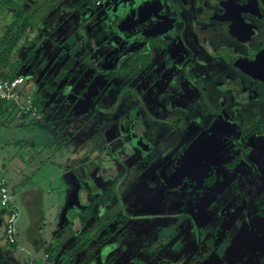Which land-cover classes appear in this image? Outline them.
I'll list each match as a JSON object with an SVG mask.
<instances>
[{"label": "flooded vegetation", "instance_id": "obj_1", "mask_svg": "<svg viewBox=\"0 0 264 264\" xmlns=\"http://www.w3.org/2000/svg\"><path fill=\"white\" fill-rule=\"evenodd\" d=\"M104 3L100 8H89L98 12L104 8ZM123 5V14H110L120 20L121 28L125 29L123 37L128 40L133 37L138 44L134 51L122 57V61L125 58L127 61L120 62L118 77L129 71L128 63L132 61L136 76L131 81H136L138 86L129 88L130 80L121 86L124 94L131 96L129 90L137 98L138 105L123 117L124 121L120 119V129L125 138L134 133L131 136L134 137L133 143L128 142L136 150V161H144L143 170L133 178L140 179L134 188V199L148 187L152 189L145 196L148 203L158 204L161 196H168L165 216L196 213L199 217L196 228L206 235L204 244L199 247L208 249L207 257L214 253L213 248L218 251L223 247L227 249L239 231L244 232L247 234L244 243L253 241L254 253L259 255L258 261L252 264H264V223L259 224L264 220V201L250 195L249 198L257 205L251 215L248 203L238 189L244 179L248 183L255 177H264V168L259 165L264 161V149L258 140L264 137V125L257 123L253 127H245L243 118V114L252 116L245 106L252 92L248 82L257 80L264 84V71L261 70L264 59L254 57V50L260 51L258 46L255 49L249 46L257 30L248 19L249 14L259 15L264 0H133L129 7ZM152 16L159 21L147 23ZM133 28L135 31L130 34ZM218 35H227L232 41L216 47L211 40ZM130 44L131 41L127 43ZM236 44L241 50L233 47ZM146 74L150 75L147 81ZM112 79L108 78L109 85H113ZM220 84L225 88H220ZM142 85L148 87L156 101L151 112L145 110L141 99L144 95ZM165 102L167 105L171 103L168 109L164 107ZM140 115L157 121L151 122L150 128L145 123L134 124V118ZM172 116L176 117L171 126L167 120ZM157 122V132L152 133V137L148 134L144 137V132L155 128ZM165 123L167 130L163 129ZM120 158L124 159L120 165L125 171L136 164L128 167L126 159ZM175 159L181 160V167L167 171L165 176L170 182L176 176V180L183 184L182 190L165 188L155 196L157 186L151 183L150 177ZM123 170H117L118 174L111 170L112 175L107 179L109 184L100 194L114 187L115 198L119 197L125 182L121 184L125 178ZM93 187L97 189L95 185ZM257 191L253 190L254 193ZM93 193V203L90 201L85 211L92 210L94 204L101 200L96 192ZM143 205L137 203L136 206L142 210ZM164 219L148 217L152 222L148 237L139 235L141 242L150 241L151 245L144 252L148 260L157 256V250L151 252L153 246L168 242L167 236L158 240ZM195 246L198 248V243ZM227 253L231 255L233 251L229 249ZM191 256L198 259L193 252Z\"/></svg>", "mask_w": 264, "mask_h": 264}, {"label": "rangeland", "instance_id": "obj_2", "mask_svg": "<svg viewBox=\"0 0 264 264\" xmlns=\"http://www.w3.org/2000/svg\"><path fill=\"white\" fill-rule=\"evenodd\" d=\"M86 3L83 0L82 4L85 7V11L83 10L82 12L77 9L76 14H83V17L85 15L87 17L91 16L92 23L88 19L84 23L85 25L83 24L87 26V32L91 31V35L89 33L86 34V43L83 45L84 48L78 55L77 60L73 62V69L69 71L65 80H62V78L63 75L68 73L66 63L63 64L60 70L57 69L55 71H60L62 75L57 81L60 84L51 86L56 91L49 98L47 96L50 93L47 91V88L50 86L46 88L45 84L48 80L51 81L52 76L50 75L51 77L49 76L50 78L46 79L43 76L44 72L41 71L38 82H36L38 85L42 84L37 89L44 96V99H46L41 119V121L47 124L46 133L43 134L37 125L28 128L19 127V120L15 118L8 120L6 125L2 123L3 126H0L2 128L4 127L3 129L0 128V142L3 141L9 148L11 146H8V144L11 143L20 146L19 149L12 147V150H7L9 153L14 152V156L5 162L8 165L14 164L21 157L19 153L26 145L28 150L25 159L28 158V160H31L30 162L28 161L25 171L17 178L12 177L10 174L8 175L7 170L3 168L4 163L0 161V177L6 178L9 189L14 194V201L21 213L17 223L21 249H14L11 246H7L6 251L1 254L3 257L0 258V264H23L29 255L28 252H36L33 244L35 234L38 235L45 246L50 245L53 241L56 244L62 243L66 238L71 236L76 224L85 223L90 218L92 219L89 220V224L99 221L101 225V229L91 232L93 233L92 236L100 233L102 230L111 233L110 236L112 234L116 235L120 231H115L114 229L117 226L120 229L122 223L121 218L117 219L118 216H124L128 219L136 217L143 222H147L148 217L149 219L153 216L163 217L165 218L163 222L164 227H162L163 230L160 232L161 234H159L158 240H163L166 236L168 239V242L165 244L161 243L159 247L157 245L152 247L151 252L157 250L156 258L140 262L135 257H131L124 259L125 261L122 264H130L131 260L133 261L132 264L256 263L259 255L254 253L255 243L252 241L251 244H245L244 239L247 237V234L241 231L234 237L235 239L232 240L231 245L227 249L223 247L218 251L213 248L214 253L210 252L211 256L207 257L205 253L208 252L206 251L208 249L199 247L200 244H204L206 235L203 231L196 228L197 224H199L198 215L196 213H189L188 216L187 214L165 216L166 209L164 206L166 201L168 203V196L164 198L161 196L158 204L153 205L152 202L148 203L145 196L152 190L148 187L139 194L138 198L126 204H123L120 198H114L111 202H107L105 198H102L101 201L104 203L103 208L107 210L105 212V210L100 209V202L94 204L95 209L93 212L97 209L100 213L99 216L89 212L81 214V210L84 208L87 209L83 201L85 200V195L83 189H81V181H84L85 185L90 188L87 194L93 191V184L88 179L87 174H85L83 164H86L87 161L88 163L92 161L94 166L97 163L105 164L104 167L108 169L106 170L109 172L108 175H112V169L114 174H118L117 170L124 169L120 165L123 159L120 157L126 159V165L128 167L136 163L128 171L123 170V177L125 178L121 181L122 184L125 180L127 181L137 177L141 173V170H143L144 163L143 160L140 163L136 161V150H133L130 144L134 141V137H131L134 133L127 136L129 138H125L121 135L122 130L120 129V119L125 117V115L130 113L132 108L134 109L138 105H136L137 98L129 90L127 91L131 96L124 94L121 86V84H125L129 80L131 81L136 76V71L131 66L132 61L128 63L131 67L128 72H123L120 78L112 79L114 86L108 84L107 78L108 74L114 69L118 68L120 70L122 57L127 56L128 52L134 51L138 46L135 43L137 40H134L133 37L130 40L123 37L125 29L121 28L120 20L110 14L117 12L120 16L125 11L123 4L129 7L130 2L129 0H105L104 8L98 12L91 10V8L88 9L85 6L87 5ZM83 17L78 16V19ZM245 18L248 17L245 16ZM85 19L83 18V21ZM248 19L254 24L257 30V34L251 38L249 46L253 49L258 46L260 51L257 52L254 50L256 53L254 57L257 56L256 58L264 59V46H261L264 44V6H261L258 16L249 14ZM158 21L157 18L152 16L147 23L154 24ZM134 31L135 28L131 29L129 33L131 34ZM229 40L230 38L227 35H218L211 40V43L218 47L222 46V44L227 45ZM129 41H131V44L127 45ZM233 47L241 50L239 49L241 47L237 44L236 46L233 45ZM244 50H246L245 47ZM126 61L125 58L122 62L125 63ZM145 77L147 81L150 75L146 74ZM52 83L55 82L53 81ZM248 84H251L250 89L252 92L248 99L249 102L245 106L252 113V116L250 115L248 117V114H243L245 127H253L257 123L264 125V84L257 80H252ZM137 86L136 81L128 83V87L131 89ZM220 86L222 89L225 88L223 84H220ZM139 88L136 90L137 93L139 92ZM198 88L200 89V85ZM141 90L144 91L141 99L145 104V110L147 109L149 112L153 111L156 101L152 98L150 90L146 86L143 87V85L141 86ZM165 105L164 107L168 109L171 103L167 105V102H165ZM175 117H170L167 120V124L172 126ZM153 121L157 120L146 115H140L134 118V124L140 125L145 123L148 128H150V124ZM156 124L158 122L155 123V128L148 129L144 132V137L146 134L152 137V133L155 134L157 132ZM165 126L167 127L166 123L163 125V129L167 130ZM39 135H42V137H38ZM40 138H43L44 144L46 145L49 141L51 142L48 147L42 148L41 151H39L40 147L38 144L42 143ZM30 140L38 144L36 149H33V143ZM258 140L261 142L259 145L263 146L264 149V137L258 138ZM121 149H124V151ZM98 152L100 155H98ZM1 154L3 152L0 149ZM107 159H110L111 162ZM180 161L175 159L161 170L162 172H155L150 177L151 183L157 186L155 196L162 193L160 190L165 188L168 190L172 187H178V192L182 190L183 184L179 179L178 181L176 180V176L172 177L173 182L166 180L167 177L165 176L167 171L170 172L171 170L174 171L180 168ZM117 162L119 163L118 165H113V163ZM259 165L261 168H264V161H261ZM86 168L88 169L89 167L87 166ZM104 183L103 185L105 186L109 184L108 182ZM248 183L244 179L242 184L238 185V189L244 200L248 203V213L252 215L256 211L257 205L249 197L253 194L254 197L256 196V200L264 201V177H255V179H252ZM250 186L253 188H250ZM253 190L258 191L254 193ZM92 194L94 193L92 192ZM32 198L35 199L31 200ZM73 200L76 203L72 205L71 209L76 213L78 212V217L75 221L70 220L67 212L65 217L63 215L64 208ZM91 200L92 198H89L88 202L90 203ZM137 203L144 204V208L139 210L136 206ZM63 221L66 226H61L60 222ZM194 221L196 222V226ZM261 223L263 224L264 220L259 222L260 225ZM147 231L149 232V230ZM92 236L89 235L90 238ZM196 243H198V248L195 246ZM116 245L120 246V241L116 242L111 240L104 247L105 251L103 253L108 255L109 259L112 258L111 256L115 251ZM229 249L233 251L231 255L227 253ZM159 252L164 253L159 254ZM192 252L197 255L196 258L198 259L191 256ZM71 264H74V262Z\"/></svg>", "mask_w": 264, "mask_h": 264}, {"label": "crops", "instance_id": "obj_3", "mask_svg": "<svg viewBox=\"0 0 264 264\" xmlns=\"http://www.w3.org/2000/svg\"><path fill=\"white\" fill-rule=\"evenodd\" d=\"M16 3H18L22 8L29 12L36 11L37 13V19L35 27H30L26 35L22 38V40L18 43L16 48L13 50V53L10 57L8 65L5 67L6 71L9 72L11 70H18L19 69V75L25 78V87H24V94L27 96L33 97L35 100H37L40 103V110L38 111V114L36 116L32 117H23V115L18 114V109L16 107H13L11 110H3L0 113V126H3L7 124L8 120L15 118L19 120V127L28 128L33 126H38L40 128V131L43 132V134L46 133V126L47 124L41 121L42 119V111L44 108V105L46 103V99H44V96L39 93V88L41 85H38V77L41 73V71L44 72L45 78H50L51 81L48 80V82L45 84L46 88L48 86H57L60 84L58 83L59 77L62 75V73L55 72L57 69L60 70L62 68L63 64L66 63L68 73L63 75L62 80H65L67 75L69 74V71L73 69L74 65L73 62L77 60L78 55L83 50V45L86 43V34L89 33L91 35V31L87 32L86 27L84 26L85 22L90 19L92 23L91 16L83 17V14H76L77 9L83 12V0H13ZM130 3H133V0H129ZM86 6V5H85ZM85 11V10H84ZM45 16V18H43ZM78 16H81L83 18H86L85 21H83V18L78 19ZM14 22V11L8 10L6 12L0 11V34L2 32L3 26H9ZM84 24V25H83ZM82 31V32H81ZM70 41V44H69ZM35 50V57L30 60H25L26 55L29 51ZM74 59V60H73ZM75 64V63H74ZM52 73V74H51ZM51 75V76H50ZM50 76V77H49ZM70 77V76H69ZM55 83H52V82ZM63 82V81H62ZM52 83V84H51ZM70 83V82H69ZM44 84V82H43ZM38 88V89H37ZM48 89V88H47ZM46 89V90H47ZM49 93L48 98L55 93L56 89L53 91L47 90ZM60 94V93H59ZM21 121V122H20ZM3 129L2 127H0ZM38 137H42V135H39ZM42 143H38L40 150L42 148H46L50 145L49 143L46 145L44 144L43 138H40ZM33 143V149L37 148V145L35 142L30 140ZM8 146L14 147L15 149H19V145L15 143L8 144ZM24 146L19 154H21V157L16 160L14 164L8 165L7 159H11L12 156H14V152H8L7 150H12L11 148L7 147L5 143L2 141L0 142V149L3 152V154L0 155V161L3 164V168L7 170V174L11 175L14 178H17L19 175H21L27 166L28 158L25 159L26 152L28 148ZM25 149V150H24ZM38 150V149H37ZM17 152V151H16ZM18 154V156H19ZM98 155L99 152H98ZM33 159V158H32ZM97 168H93V162H86V164H83L84 172L87 174L88 179L90 182L97 187V189H94L93 192H96V195L100 197V199L103 198V195L100 194L106 187L103 185L104 182H107L108 174L106 172V168L104 167L105 164H98ZM89 167L88 169L86 167ZM9 169V170H8ZM92 169H95L94 171ZM6 179V178H5ZM7 181V180H6ZM140 179H131L128 180L122 184V193H118V198L123 203H127L132 201L135 198L134 195V188L136 183L139 184ZM105 184V183H104ZM126 187V188H125ZM81 189L84 191V204L88 205V199L92 197V192L90 194H87L89 192V187L85 185L84 181H81ZM11 192V190H10ZM13 201H14V194L11 192ZM26 196V195H25ZM27 197V196H26ZM127 200H126V199ZM35 198H32L33 200ZM29 201V200H28ZM98 202L101 203L100 209L106 210L104 207V203L99 200ZM16 204V202L14 201ZM75 200L72 202L70 201L68 205L64 208L63 215L65 217L66 212L67 215L70 216V220L75 221L78 217V212L76 213L74 210H72V205L75 204ZM17 206V204H16ZM75 206V205H74ZM73 206V207H74ZM18 207V206H17ZM86 207V206H85ZM19 209V208H18ZM95 208H92V210L88 209V211H85V208L81 210V214L89 212L93 215L97 214L99 216V211ZM87 210V209H86ZM8 212L6 210H0V258L1 254L6 251L7 246H11L6 243L4 239V228L6 224V218H7ZM97 216L98 220L99 217ZM90 218L89 220H91ZM89 220L85 223L76 224L71 236L69 238H66L62 243H55L54 241L50 243V245L45 246L41 242V239L38 237L37 234H35V238L33 241V244L35 246L36 252H28V257H33L38 264H58L62 256L66 253H69V255H73L72 257V263L74 264H83V260L86 258H90L91 261L89 264H122L124 259L135 257L137 261L145 262L148 259L146 258V254L144 253L147 248L150 245L149 239L145 242H141L139 239V235L142 234L146 238L148 237V228L152 224L151 220H148L147 222H143L141 219L131 218L129 221L124 224V226L120 225L117 226L114 230L120 231L116 235L108 232H105L102 230L100 233H96L92 236L93 233L97 229H101V225L99 224V221L97 223H90ZM61 226L65 225V222H60ZM66 226V225H65ZM64 226V227H65ZM100 226V227H99ZM63 227V228H64ZM61 228V227H60ZM62 228V229H63ZM106 230V229H105ZM87 232L91 233L90 236L94 237L93 241L90 244L88 251H82L78 249V246H76L77 239L79 236L86 234ZM113 232V231H112ZM144 234H143V233ZM102 235V236H101ZM114 236V237H113ZM114 240L116 242L120 241V246L116 245L115 251L112 254V258L109 259L108 255H105L103 253L105 251L104 247L108 243V241ZM56 245H62L61 250L56 255V257L51 260L49 254L46 253V249L48 247H55ZM44 246V251H43ZM15 249H21L19 237H18V245H16ZM79 251V252H78ZM104 254V255H103ZM5 259V258H3ZM23 264H25L26 260ZM132 260L130 261V264H132Z\"/></svg>", "mask_w": 264, "mask_h": 264}, {"label": "trees", "instance_id": "obj_4", "mask_svg": "<svg viewBox=\"0 0 264 264\" xmlns=\"http://www.w3.org/2000/svg\"><path fill=\"white\" fill-rule=\"evenodd\" d=\"M29 1V0H25ZM87 3V8L93 7V4L90 0H85ZM85 7L83 8V10ZM8 10L14 11V22L9 26H3L2 32L0 34V79H13L16 77H22L19 75V69L18 70H11L9 72L6 71L5 67L8 65L10 57L13 53V50L16 48L18 43L22 40V38L26 35L30 27H35L36 19H37V13L29 12L22 8L18 3H16L13 0H0V11L6 12ZM45 18V16H43ZM35 57V50H31L26 55L25 60H30ZM120 76V70L114 69L109 75L108 78L112 79L115 77ZM24 78V77H23ZM49 90L53 91L55 88L48 87ZM36 105L38 107V110H40L41 106L40 103L36 100ZM14 106L6 101L0 100V113L3 110H11ZM26 117V116H23ZM28 117V116H27ZM125 120L124 118L122 119ZM104 198L107 200V202L113 201L115 198V190L114 187H110L104 192ZM97 199V198H96ZM91 209V208H90ZM122 219V222L125 224L128 221L127 217L121 216L117 219ZM89 232H87L84 235H81L77 239L76 246H78V249L80 252L82 251H88L91 242L93 241L94 237H89ZM12 247L15 249L16 246L12 245ZM62 245H56L55 247H48L46 249V253L49 254L50 259L53 260L56 255L61 250ZM72 257L73 255H69V253H66L62 256L61 261L58 264H71L72 263ZM91 261L90 258H86L83 260V264H89Z\"/></svg>", "mask_w": 264, "mask_h": 264}, {"label": "built area", "instance_id": "obj_5", "mask_svg": "<svg viewBox=\"0 0 264 264\" xmlns=\"http://www.w3.org/2000/svg\"><path fill=\"white\" fill-rule=\"evenodd\" d=\"M94 8H100L105 0H90ZM1 64V61H0ZM25 78L0 79V100L6 101L16 107L23 116H36L38 107L36 100L24 94ZM0 210L8 212L4 228V238L9 245H18L17 223L20 210L13 201L8 182L0 177ZM25 264H38L33 257L26 260Z\"/></svg>", "mask_w": 264, "mask_h": 264}, {"label": "water", "instance_id": "obj_6", "mask_svg": "<svg viewBox=\"0 0 264 264\" xmlns=\"http://www.w3.org/2000/svg\"><path fill=\"white\" fill-rule=\"evenodd\" d=\"M263 69H264V68H262L261 70L264 71Z\"/></svg>", "mask_w": 264, "mask_h": 264}]
</instances>
